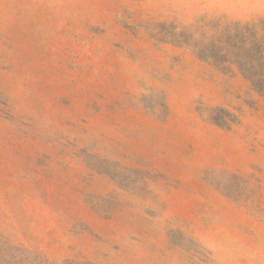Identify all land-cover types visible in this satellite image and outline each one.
I'll use <instances>...</instances> for the list:
<instances>
[{
    "label": "rangeland",
    "instance_id": "1",
    "mask_svg": "<svg viewBox=\"0 0 264 264\" xmlns=\"http://www.w3.org/2000/svg\"><path fill=\"white\" fill-rule=\"evenodd\" d=\"M0 264H264V0H0Z\"/></svg>",
    "mask_w": 264,
    "mask_h": 264
}]
</instances>
